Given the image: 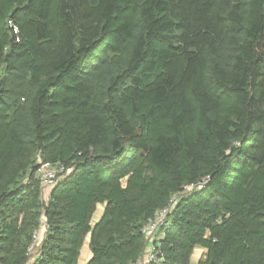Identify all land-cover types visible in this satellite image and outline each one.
Returning a JSON list of instances; mask_svg holds the SVG:
<instances>
[{"label":"trees","instance_id":"obj_1","mask_svg":"<svg viewBox=\"0 0 264 264\" xmlns=\"http://www.w3.org/2000/svg\"><path fill=\"white\" fill-rule=\"evenodd\" d=\"M173 200L152 264H264V0H0V264L135 263Z\"/></svg>","mask_w":264,"mask_h":264},{"label":"built area","instance_id":"obj_2","mask_svg":"<svg viewBox=\"0 0 264 264\" xmlns=\"http://www.w3.org/2000/svg\"><path fill=\"white\" fill-rule=\"evenodd\" d=\"M68 171L59 164L52 165L49 163H41L37 171V177L40 180L41 188L45 200H48L49 195L53 188L57 185L62 176ZM193 187L188 188V190ZM176 200L171 203L166 209L159 211L153 220L143 229V235L145 237L147 246L146 251L141 259L132 264H152L158 262V255L156 252V234L159 229L166 225L169 214L172 212L175 206ZM47 226L45 223L41 225L39 230L34 233L32 244L29 248L31 255L36 252L44 238L46 237Z\"/></svg>","mask_w":264,"mask_h":264},{"label":"crops","instance_id":"obj_3","mask_svg":"<svg viewBox=\"0 0 264 264\" xmlns=\"http://www.w3.org/2000/svg\"><path fill=\"white\" fill-rule=\"evenodd\" d=\"M101 214H102V212H101ZM206 253H207L206 250L198 248L195 251V254L193 257V264H198V262L202 259V257H204L206 255ZM91 257H92V254H91L90 249H89V241H87V243L84 247V250H83L79 264H87V262L91 259Z\"/></svg>","mask_w":264,"mask_h":264},{"label":"rangeland","instance_id":"obj_4","mask_svg":"<svg viewBox=\"0 0 264 264\" xmlns=\"http://www.w3.org/2000/svg\"><path fill=\"white\" fill-rule=\"evenodd\" d=\"M101 212H102V207L99 208L98 213H97V216H100ZM164 229H165V228H161V229H159V230L157 231L156 239H157V243H158V244H160V241L162 240V238H163V236H164V233H165V230H164ZM32 254L35 255L36 253L33 252ZM32 260H34V259H32ZM81 262H82V261H81Z\"/></svg>","mask_w":264,"mask_h":264}]
</instances>
